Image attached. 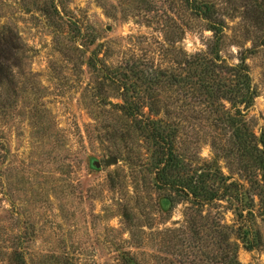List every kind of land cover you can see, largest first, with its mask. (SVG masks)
Listing matches in <instances>:
<instances>
[{"label":"rangeland","instance_id":"1","mask_svg":"<svg viewBox=\"0 0 264 264\" xmlns=\"http://www.w3.org/2000/svg\"><path fill=\"white\" fill-rule=\"evenodd\" d=\"M209 1L226 20L224 65L243 60L256 92L249 107L224 101L222 110H239L259 135L264 0ZM15 37L0 86V264H219L220 233L237 264H264V178L253 187L214 151L213 140L230 136L203 119L194 96L162 94L178 150L195 166L215 161L238 184L201 215L158 190L137 133L110 141L129 123L115 107L121 91H101L109 71L142 61L176 72L207 52L212 34L184 0H0V40ZM110 157L119 164L106 167Z\"/></svg>","mask_w":264,"mask_h":264},{"label":"trees","instance_id":"2","mask_svg":"<svg viewBox=\"0 0 264 264\" xmlns=\"http://www.w3.org/2000/svg\"><path fill=\"white\" fill-rule=\"evenodd\" d=\"M184 1L206 23L207 31L212 34L207 52L185 60L181 70L176 72L158 70L142 61H131L113 72L109 71L100 88L104 91L107 83L109 88L112 85L121 91L122 104L115 107L129 123L121 126L125 132L115 134L110 141L115 143L119 137L120 141L127 142L133 138V133H137L146 144V166L152 172L158 190L169 192L167 199L170 202L189 203L196 209V215H201L203 208L232 197L238 184L229 182L230 178L223 174L215 161L195 166L191 159L179 152L177 139L180 128L168 120L169 109L163 104L162 94L185 91L195 97L203 119L212 120L214 128L223 129L230 136L224 146L213 140L212 148L225 153L226 158L234 159L238 170L244 173L253 187L260 186L257 180L260 175L264 178V129L256 135L239 110L235 114L222 110L224 101L236 109L239 105L249 107L256 98L245 62L242 60L238 66L229 67L221 58L225 16L209 0ZM257 8L264 16V7L258 5ZM15 40L16 37L0 40V86L10 78V59L19 50ZM220 234L223 238L216 242L220 253L215 261L237 264L236 258L223 248L228 236ZM226 246L229 248V244Z\"/></svg>","mask_w":264,"mask_h":264},{"label":"water","instance_id":"3","mask_svg":"<svg viewBox=\"0 0 264 264\" xmlns=\"http://www.w3.org/2000/svg\"><path fill=\"white\" fill-rule=\"evenodd\" d=\"M104 164H105L106 167H111L113 165H118L119 164V160L116 157H110L109 159L105 160ZM93 165H94V167L96 169H100L101 168V164L98 161H95Z\"/></svg>","mask_w":264,"mask_h":264}]
</instances>
